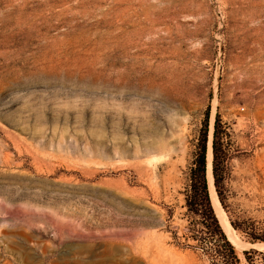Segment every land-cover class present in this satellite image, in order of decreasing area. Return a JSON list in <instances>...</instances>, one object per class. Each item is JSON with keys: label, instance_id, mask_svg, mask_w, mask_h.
<instances>
[{"label": "rangeland", "instance_id": "1", "mask_svg": "<svg viewBox=\"0 0 264 264\" xmlns=\"http://www.w3.org/2000/svg\"><path fill=\"white\" fill-rule=\"evenodd\" d=\"M206 110L264 220V0H0V264H211L184 245Z\"/></svg>", "mask_w": 264, "mask_h": 264}, {"label": "trees", "instance_id": "2", "mask_svg": "<svg viewBox=\"0 0 264 264\" xmlns=\"http://www.w3.org/2000/svg\"><path fill=\"white\" fill-rule=\"evenodd\" d=\"M207 118L200 130V136L196 144V152L188 172V186L185 194L187 211L194 219L189 237L195 240L191 247L206 258L211 264H241L234 245L228 239L211 203L206 180V151H207ZM229 133L227 126L222 122L217 112L214 117L212 131V175L213 184L223 210L228 214L229 223L235 230L241 232L249 241L264 242V220H256L250 217H241L230 207L229 193L225 185L228 176V142ZM256 250H244L246 260L248 254ZM264 255V253H263Z\"/></svg>", "mask_w": 264, "mask_h": 264}, {"label": "bare ground", "instance_id": "3", "mask_svg": "<svg viewBox=\"0 0 264 264\" xmlns=\"http://www.w3.org/2000/svg\"><path fill=\"white\" fill-rule=\"evenodd\" d=\"M212 120H211V124L209 127L208 140H207L206 180H207V187H208V191H209V195H210V199H211V203L213 205L214 211L228 239L238 251H241L242 249L249 248V247H254L261 251H264V242L250 243V242L241 241L239 239L238 235L236 234L234 229L231 227L227 219V216L218 200V197H217V194L214 188V184H213V175H212V131H213V123H212L213 121Z\"/></svg>", "mask_w": 264, "mask_h": 264}]
</instances>
